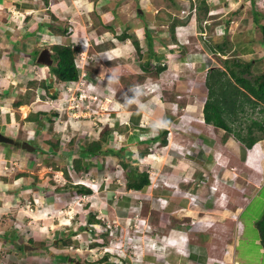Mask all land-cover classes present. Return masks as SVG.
I'll list each match as a JSON object with an SVG mask.
<instances>
[{"label":"crops","instance_id":"0c3cea01","mask_svg":"<svg viewBox=\"0 0 264 264\" xmlns=\"http://www.w3.org/2000/svg\"><path fill=\"white\" fill-rule=\"evenodd\" d=\"M133 1V3H137L136 6L140 4L139 0ZM153 1H155V6L149 8L151 12L142 11L137 7L139 12H143V14L138 13V16L143 15L142 17L144 18V13L163 15L161 14L162 7L167 9L168 12L166 13L171 12V16H173L174 12H172V8L178 5L177 3H179L181 7L183 5L186 6L185 9L181 8L183 12L182 15L179 16L180 18L177 15V19L180 20V22L174 30L175 39H172L170 31L168 30V24L167 28L155 31V35H153L152 31L146 26L143 28V35L146 41L148 38L147 35L153 38V40H151V48L154 47V57L159 61L163 60V63L160 62V65H164L165 67V69L157 73V79H155L154 82H158L161 88L162 79V81L165 80L164 84L166 85L165 87L162 86L161 89L155 88V90L153 87L149 90H141L140 86V90L135 91L134 94L129 89L132 100H128L130 96L127 97L124 91V96L122 98L112 101L114 108L117 105L118 107H116V110L112 109L111 121L108 119L107 124L105 122L102 124L108 128L119 129L120 132L125 128L129 129L128 132L131 135L129 140L125 138V135L121 134L118 145L125 147V153H128L131 159H134V155L136 154L143 166L148 163L150 164V162H154L153 166L150 165V168L154 169L155 167V170L156 168L158 170L160 167L162 172L165 173L163 177L165 178L164 181L159 178L157 179L159 183L158 186H152L150 184L145 189L139 191L125 189L127 193L140 192L150 196L151 193L154 192L156 195L155 202L157 211L163 208L165 210L164 212L169 213L184 210L185 212L183 214L179 213L176 215H179L183 222H185L186 217H189V219L192 218L191 220H193V222H190V226L186 228L188 231L184 230L183 234H185V231L186 233L189 231V233H205L209 228V225H207L209 223H206V221H213L211 217H214V213H208L206 211L212 209L211 196H202L203 191L207 192L205 183L208 180H205V176L209 175L208 173H211L216 167L227 165L229 162H227L228 157L226 156H222L224 159H219L222 154H226V151L222 149L221 143H219L218 140L219 131L215 130V128L219 127L206 123L203 120L202 108L206 95V85L203 84L200 75L203 74V70H206V68L213 66L220 67L221 64L220 60L217 61L215 59L216 57L213 58L211 55L209 60L211 63H209L208 60L204 63V58L202 56L203 52L201 50H205V47L202 45L201 39L197 33V30L201 31V28L196 24L192 25L194 21L189 19L193 16L197 18V14H199L193 11L195 0ZM35 2L37 1L21 0L17 2V4H19L17 7L18 13L21 15V19L25 21L24 24H28V29L23 33L8 28L0 30V136L12 139L11 142L0 141V264H84V262L95 264L97 259L94 258V256H81L77 258L76 256L73 257L66 254V250H68L66 249L67 246H70V249H76L87 245L93 249L91 243L94 240L88 239L86 233V230L91 231V228H88L91 224H87L88 226L85 225L82 222L83 219L80 217L77 221L72 219V215L79 211L78 208L82 209L83 207L86 209L84 203L87 204V202L78 204L74 203L73 199L78 198L80 202V199L92 195L93 191L97 193L99 191L98 194L101 198H106L109 202L117 200L118 211H122V207L125 206L126 202L122 200V197L115 198L114 191L118 187V180H108L106 178V175L109 174L106 167L108 166L109 170L115 169L116 167L113 163L109 162V159L106 161L108 155L102 154L97 156L100 160L99 162H95L97 164H93L94 168L91 167L89 170L86 169L87 174L90 170L100 168L98 171L103 175L101 176L102 178L98 180L100 182H97V187L92 190V193L81 194L76 192L75 187L66 186L67 178L60 168L53 169V166H58V164H55V162L49 160V158L58 159L59 154L52 150L50 151V149H42L45 144H47L46 140L45 142L43 141V143H45L43 147L35 143L36 141H42L41 135H44L45 139L49 137H46L47 129L43 120L46 115L37 114V111L46 112L47 109L44 107L45 102L41 100L42 96H44V90L41 87L35 90L32 89L28 81L34 79L39 81L44 77L41 71L37 70V68L40 67L33 65L34 63H30L32 58L30 54H32V52L25 50L21 51L20 42L17 41L14 45V41L11 40L12 36L20 37L26 31L34 29V26H36L38 22L40 27L44 24L42 23V18L38 16L35 17L33 22H30L33 15L29 13L36 8L37 3ZM66 2L68 1H55L57 4H55L56 7L53 6V8L55 7L63 13V10L66 11L68 7ZM128 2H131V0H121L119 8L122 9L127 5L125 8L127 9L129 6ZM205 2L206 6L205 4L203 6L206 8V15H201V17L205 20L203 22L207 24L202 23L203 28L206 29V25L212 24L214 20L219 19L215 25L209 29L210 34L207 36L213 37L214 40L220 37L221 41H223L225 37V39L230 41L229 45H232L231 47L237 54H240L242 57H245V55H251V57H253L249 59L252 61V66L258 65L256 63L263 64L261 59L264 56V44L262 43V34H259L261 31L258 27L260 24L264 25V17L259 14L260 18L256 24L252 17V8L254 4L257 10L260 9V12H263L264 5H261L264 3V0H244L243 2H239V0H205ZM60 3L63 4V8L59 6ZM76 3L79 5V0H77ZM143 3L145 5V0L142 1V4ZM232 4H234V6H232ZM146 5H148L147 2ZM210 15H214V18H211ZM159 18L162 20L160 16ZM186 20L187 23L185 22ZM39 26L34 30L33 36L22 37L25 45L30 39L36 41L37 38L40 37L38 36L39 33L36 34L37 31H40V33L43 31L38 30L40 29ZM161 26H164V22L162 21ZM189 27L190 29L188 30ZM191 27H193L194 32L193 30L191 31ZM146 29L149 33H147V35L145 32ZM54 35L56 38L60 35L63 36L62 34ZM223 35L225 36L222 37ZM119 41L118 39V42ZM206 42L207 41H204L205 45L207 44ZM153 44H155L156 48ZM48 45L46 44V47L43 48H47ZM35 46L32 45L30 48L27 46V50L35 48ZM184 47L186 49L185 53L180 54L181 56L178 55L179 58L177 61L172 62L171 59L174 55L171 58V53L181 52ZM165 50H167V52H164ZM190 50L193 51L189 53ZM261 50L263 52H261ZM16 54L19 55L17 58H14L13 56ZM188 54H191L192 58L188 56ZM223 55L225 54H220L221 57H223ZM189 60L194 63V70L181 71L182 69L180 70L177 68L180 65L184 67V65H186L185 62ZM166 64L168 65L166 66ZM43 68L46 71V66ZM138 68L140 67L138 66ZM33 70L37 72V76H31V71ZM138 71V74L144 73L142 68L138 69ZM188 72H192V78L194 77L193 80H196L193 81L192 84L183 77V74ZM151 81L153 82L152 77ZM118 84L122 91L123 88H127V86L123 85L124 83L118 82ZM30 90H34L36 95L30 97ZM159 90L161 91L159 92ZM163 90L165 94L162 93ZM18 100L22 101L20 102L21 104L18 103L15 105L14 102ZM23 106H25L24 109H22ZM25 110H27V113L25 112L24 114L23 112ZM28 116H30V118ZM191 116H195L194 120L189 118ZM177 122L178 126H175L172 130L170 125ZM35 127L37 130L34 133ZM159 128L167 130V143L165 144H161V138L158 132ZM98 129L99 128L94 132V136L98 135ZM151 132H153V135H151ZM148 134V143L141 144L142 141L147 139ZM31 137H33V139L35 138L36 141L34 142L33 139L31 141L28 140L29 138L31 139ZM54 137L57 138L55 133ZM229 138L227 137L226 141ZM22 141L28 142L33 148H31V150L23 148L21 145ZM104 143L111 146L109 136ZM104 143L103 145H105ZM260 143L264 144V138L255 142L250 148L244 146L242 148V154L245 150H247L248 154L253 147ZM141 145L149 146L150 149L146 151V156H142V159L139 156V152L142 150ZM150 145H156V148L151 149ZM163 147L168 148L167 150L170 151L166 154L164 153L161 157H154L156 151L158 149L162 150ZM151 151L152 154L154 153L153 156L148 154ZM178 152H181L182 156H180ZM242 154L240 153L241 157ZM48 155L51 156L49 157ZM237 156H239V154H237ZM229 160H231V158ZM130 162L131 164L134 163L132 160ZM48 171H52L53 174L55 172H61L63 176L61 177V175L58 176L57 174L51 176L47 174ZM232 173H235V171L233 170ZM74 174H70L73 184L81 183L90 185V182L95 180L94 177L89 175L84 179V177ZM213 176L215 175L213 174ZM225 177V181L232 182L233 176H231V174L230 176L225 174ZM61 178L65 180L64 186H62L63 184L61 185ZM202 179L204 182L198 183L199 180ZM150 181L152 182L151 178ZM150 191L151 193H149ZM186 192H195L205 202L206 207L199 210L200 212L198 214L188 212L190 211L188 210V199L184 197V193ZM159 198H165V206L162 207L159 204ZM31 199L33 202H31ZM106 207L107 208L103 210H109L107 212H111L110 205ZM114 211L119 215L122 214L117 210ZM85 213H87V211L84 212V216ZM111 213L108 214L111 215ZM159 214L163 217L165 213L160 212ZM50 215L54 217L53 221L50 220ZM183 222L181 224L185 225L186 222ZM196 223H199V225L202 224L201 227L195 228L197 226ZM17 226L18 228H15ZM185 227L187 226L185 225ZM116 229L118 230L117 227ZM30 236H32L34 240H32ZM49 236H51V239L48 242L45 238ZM62 236L68 241V245L63 243ZM96 244H98V242H96ZM183 246L184 244L182 245V249ZM202 248L201 242L187 244L184 247L186 250L184 255L186 254L187 257V259H184L185 264H218V261L214 260V258L209 261ZM232 250L233 247L229 249V252ZM108 253L105 255L103 253L102 256L104 255L108 258V255H111L110 252ZM65 256L69 257V263L64 260ZM102 256H99L97 260L98 263L100 261L101 263L102 261H111L109 258L100 260ZM142 257L146 260H153L154 258L152 252L150 254H143ZM121 260L124 259L121 258Z\"/></svg>","mask_w":264,"mask_h":264},{"label":"rangeland","instance_id":"374dc122","mask_svg":"<svg viewBox=\"0 0 264 264\" xmlns=\"http://www.w3.org/2000/svg\"><path fill=\"white\" fill-rule=\"evenodd\" d=\"M19 1L21 0H0V30L8 28L10 30H16V32L23 33L26 29H28V24H24L25 21L21 19V15H19L18 13V8L13 4L14 2ZM36 1V8L33 10L31 9L32 11L29 14L33 15L30 22H33L36 16L42 18L41 20L44 24L41 27L39 26L40 29L38 30L43 31H41V33L40 31L36 32V34L39 33V39H37L36 41L30 39L26 45L23 42L21 36H12L11 40L20 42L21 51L25 50L32 52V54H30L32 55L30 61L34 63V59L42 50L41 48L46 47V44L48 45L49 43H65L64 35H60L56 38V36L50 29L51 25L57 27L59 22H65L66 24H68V26H70V36L73 44L78 47L77 63L79 64V67L81 69L80 71L85 74L80 82H83V86L90 85L92 87H95L97 93L103 94L105 95V97H107V99L105 100L101 99V102L94 100L90 105H87L88 97H83L82 99V96L80 95L75 97L76 90L81 86V83H79L78 85L77 82L69 85L64 84V82L57 83L58 89L56 91L59 92V94H57L56 98H51L48 93H44V99H42V102H45L44 107H46L47 113L46 117L43 120L47 129L46 137H49L45 139V136L41 135V142L36 141L35 138L33 139V137H31V139L29 138L28 140L31 141L33 139V141H36L35 143L38 146L40 145V147L44 146L45 143H43V141L45 142L46 140L47 144H45L42 149L46 148L50 149V151L53 150L51 146L56 143L57 146L54 147V152H57L58 154L62 152L63 155L69 154L70 156L74 154L72 158H75V156H77V152L81 151L83 146H86L88 142L97 139L93 134L95 131H97V128L100 125V121L98 120V118H100L102 123H108V119L110 120L112 117V109L116 110V107H118L117 105L114 108L112 101L114 99L122 98L124 96V91L127 97L130 96L128 100H132L129 89H131L134 93L135 91L140 90V86L141 90H149L151 89V87H153L154 90L155 88L161 89L162 86L165 87V80L162 81L161 79V88L160 85H158V82H154V80L157 79V73H155V69H152V72L138 74V69H140L138 68V66H142V64L146 62L148 57L151 58L150 60L153 62V64H160V62L163 63V60L159 61L154 57V51L151 52L150 56L146 55L148 51L147 49L149 48L148 44L151 40H153V38L148 37L149 39L146 41L143 35V28L146 26L150 29V31H152V34L155 35V31L167 28L168 21H177V18L182 15L183 12L181 8L185 9L186 6L183 5L181 7L179 6V3H177L178 5L172 8V12H174L173 16H171V12L166 13L168 12L167 9L162 7L163 9L161 11V14L163 15H151L149 13H144L145 16L143 18V15L138 16V13L143 14L142 11L151 12L149 8L155 6V1L145 0L144 5V3L142 4L143 0H139L140 4L136 6L137 3H133L134 1L131 0V2H128L129 6L127 7V9H125L127 5L124 8L120 9L119 5L121 0H79V5L76 3L77 0H67L68 2L66 3L68 7L66 6V11L63 10V13L55 8V4H57L55 3V1L58 0H51L47 1L46 3L45 0ZM243 1L244 0H239V2ZM146 2L148 5H146ZM203 2L206 6L205 0ZM197 4H200V0H195L194 7ZM263 5L264 3L261 6ZM53 6L55 7L53 8ZM232 6H234V4H232ZM137 7L142 11L139 12L137 10ZM48 9H53L54 13L59 18H51L49 15L50 11H48ZM198 9V7H195L193 11H195V13L197 14L200 10ZM261 13H264V11ZM159 16L162 18V20H160ZM210 17L214 18V15H210ZM189 19L191 21H194V23L192 22V25L196 24L201 28V31L197 30V33L199 35V38L201 39L202 45L205 47V50H201L203 52V58L207 57V55H211V57L213 58L217 57L216 55H214L210 47H208L207 44L205 45L204 41H207V43L209 44H215L221 41L220 37L214 40L213 37L207 36L210 34L209 29L212 28L219 19L214 20L212 24L210 23L209 25H206V29L203 28L202 23H207L203 22L205 20H203L201 16L197 15V18L193 16ZM161 21L164 22V26H161ZM100 22H102V24ZM185 22L187 23V20ZM191 28L192 31L193 27ZM258 28L260 30V27ZM189 29L190 27L188 28V30ZM123 32H126L128 37H126L124 41L118 42L117 35ZM259 34L262 33L260 32ZM224 36L225 35H223L222 37ZM135 40L138 42V46L141 51L136 50L134 44ZM162 40L165 41L164 39ZM154 43L157 44L156 42ZM155 44L153 45L155 46ZM32 45H36V54H34L35 48L34 50L33 48L27 50V46L28 48H30V46L32 47ZM171 45L175 46L174 44ZM231 46L232 45L225 46V55H223V57H237L242 60H249L250 58H253L251 57V55H245V57L240 56V54H237ZM111 47H114L116 51ZM47 48H50V45H48ZM153 48L154 47H152L151 49L153 50ZM182 49L183 50H181V52L185 53V47ZM192 51L193 50H190V52H188L191 53ZM164 52H167V50H165ZM261 52L263 51L261 50ZM18 55L19 54H16L13 57L17 58ZM178 55H180V51L174 52V54L171 53V58L173 56V58L171 59L172 62L177 61V59L179 58ZM188 56L191 57V54H188ZM51 58V64L54 65L55 55L53 54V52L51 53ZM215 59L219 61L217 58ZM261 60L263 61V64L256 63L258 65L251 67L252 72L258 74L259 72L264 71V56ZM185 64L186 65H184V67L183 65H180L177 68L180 70L182 69L181 71L194 70V63H192L191 60L185 62ZM167 65L168 64H166V66ZM39 67L40 68H37V70L41 71V73L44 74L45 69L42 66ZM35 75L37 76V73L34 72V70L31 71V76ZM192 76V72L183 74L185 80H187L190 84H192L193 81H196L193 80L194 77L192 78ZM200 76L203 79V74H201ZM151 77L153 82L151 81ZM118 82L124 83L123 85L127 86V88H123L122 91L121 87H119ZM144 83H147L148 85ZM53 88L56 89V86H53ZM160 91L161 90H159V92ZM162 93H164V90ZM88 94H95V92H87L85 93V96H87ZM25 112L27 113V110H25L23 113L25 114ZM246 114L254 119H258L259 116H264V112H259L258 109H256L255 112H246ZM194 117L195 116H191L189 118L191 120H194ZM92 122L94 123L92 124ZM175 126H178V122L170 125L172 130ZM36 130L37 129L35 127L34 133ZM128 130L129 129L125 128L122 132H120L119 129H112L109 135L111 147H118V142H120L119 140L121 134L125 135V138L129 140L131 135L129 134ZM215 130L219 131L218 140L219 143H221L222 149L226 151V154L228 153L227 155L222 154L219 159H224L222 156H226L228 157L227 162H229V164H227L226 162L227 165L216 167L215 170H212L211 173H208L209 175L205 176V180H208L205 183V189L207 190V192L203 191L202 196H211L210 200L212 209L207 208L210 210L206 211L208 213H214V217H211L213 218V221H206V223H209L207 224L209 225L207 232L200 233V235L198 234V232L189 233V231L188 233H186L185 231V234H183V228L185 227V225L187 226L186 228L190 226L192 218L189 219V217H186V224L182 225L181 223L183 221L182 219H180L181 217L176 214H183L185 212L184 210L169 213L164 212L165 210L163 208L157 211L155 202L156 195L154 192L151 193L150 191V196H147L144 193L142 194L140 192L127 193V190H125L128 189L125 187L126 170L121 165L119 166L118 157L108 155L106 161L107 159H109V162L113 163V165H115L116 167L112 170H109L108 166L106 167V169L109 171V174L106 175V178L108 180H118V187L114 191L115 198L117 199L119 197H122V200L125 201L126 204L124 207H122V211H118V203H116L117 200L109 202L106 198H101V196L98 194L99 191L98 193L96 191H93L92 195L80 199V202L78 198L73 199L74 203L78 204H81V202H87V204L84 203L86 209H84L83 207L82 209L78 208L79 211L72 215L73 220L77 221V219L80 217L83 219L82 222L87 225V215H89V213H92L91 219L93 220V223L90 226H93L91 227V231L93 232L94 230V232L92 233L91 231L86 230V233L88 235V239L94 240L91 243L93 249L90 246L88 247L87 245L76 249H70V246H67L66 249L68 250H66V254H69L73 257L76 256L77 258H80L81 256H94V258L98 260L99 256H102L103 253L105 255L110 252L111 255H108V258L111 261H102V263L100 261L98 263L96 260L95 264H158L156 261L146 260L144 259V257H142L143 254H150L152 252L155 255H159L157 257V260H160L163 257L164 262L168 264H185L184 259H187V257L186 254L184 255V253L186 252L184 247L187 244L201 242L203 246V252L205 253V256H207L209 261L214 258V260L218 261V264H230L231 258L233 257L232 259L235 260L236 264H264V251L261 247L259 233L255 225V221L259 217H261L264 209V185L263 187L261 186L259 193H257L256 190H254L255 193H251L253 189L258 188L261 184L264 183V144L260 143L253 147L248 154L247 150H245L242 154V148L244 147V145L239 143L232 134L227 133L220 128H215ZM54 133L57 135V138L54 137ZM151 135H153V132H151ZM148 137L149 134L147 136V139L142 141L141 144H147ZM227 137L230 138L226 141ZM104 146L106 147V144L103 145V147ZM150 146L151 149L156 148V145ZM146 148L149 149V146H142L141 151H144ZM167 149L168 148L163 147L162 150L158 149L155 155L154 153L152 154V151L148 154H151L152 156L154 155V157L156 158L159 156L161 157L164 153L166 154L170 151H168ZM240 153L242 154V157L240 156ZM178 154L182 156L181 152H178ZM237 154H239V156H237ZM48 156L50 157L51 155ZM126 157L129 161L132 160L134 162L132 165L138 166L140 170L147 169L149 171V177L152 180V186L159 185L157 181L158 178L162 181L165 180V178H163L165 176V173L162 172L160 167L158 168V170L157 168L155 170V167L154 169L150 168V165L153 166L154 162H150V164L148 163L147 165L143 166L141 160H138V156L136 154L134 155V159H131V156ZM72 158H69L67 161V158L65 156L59 155L58 159L49 158V160H52L53 162H55V164H58V168L63 169L65 165L71 162ZM230 158L231 160H229ZM94 159L88 156L86 160L88 164H97L95 162H99L100 160L99 157ZM54 168L55 167L53 166V169ZM229 169H233L236 174L232 173L233 170ZM98 170H100V168L90 170V172L87 174V170L82 171L79 174H74L72 169H70L69 171H71V174L84 177V179H86L87 175L94 177L95 180L90 182V187L96 188L97 182H100L98 180H100L102 178L101 176L103 175L101 172L99 173ZM47 174L51 176H53L54 174H57L58 176L61 175V177L63 176L61 172H55L53 174L52 171H48ZM213 174L215 176H213ZM225 174H227L228 176H230L231 174V176H233L232 182L224 180L226 179ZM122 176H124L125 178ZM60 182L61 185L63 184L62 186H64L65 180L61 178ZM249 193L251 200L248 197ZM184 197L188 199V210H190L188 211L189 213L191 212L192 214H198L200 212L199 210H202L203 207H206L205 202L195 192H186L184 193ZM31 202H33L32 199ZM159 203L163 207L166 205V200L162 198L161 200H159ZM107 205H110L112 213L107 212L109 210H103L104 208H107ZM114 210H117L122 214L119 215ZM85 211H87V213H85L84 216ZM160 212L165 213L163 214V217H161V215L159 214ZM108 213H111V215ZM49 218L52 221L54 220V217L52 215H50ZM158 219L161 220V223H158ZM180 225H182L181 227L183 228L179 227ZM201 225L202 224L199 225L198 223L197 226L195 225V228L201 227ZM116 227L118 228V230L116 229ZM171 227L181 228V231L183 232H179V235L176 238L172 237L168 233L169 231H171L169 229ZM15 228H18V226ZM30 237L32 240H34L32 236ZM62 238L65 239L63 236ZM45 239L49 242L51 236L46 237ZM95 242H98V244H96ZM183 244L184 246L182 249ZM232 247L233 250L229 252V249H231ZM122 257H124V260H121ZM102 258L100 260H102ZM67 259L66 262L69 263V257H67ZM84 264L88 263L84 262Z\"/></svg>","mask_w":264,"mask_h":264},{"label":"trees","instance_id":"16d2710c","mask_svg":"<svg viewBox=\"0 0 264 264\" xmlns=\"http://www.w3.org/2000/svg\"><path fill=\"white\" fill-rule=\"evenodd\" d=\"M47 1L48 0H45V3ZM203 1L204 0H200V4H197L195 6L200 9H198V16L206 15V8L203 6L205 3ZM13 4L16 7L19 6L17 2H14ZM59 6L62 8L64 7L61 3L59 4ZM48 11H50L49 15L51 18H59L52 9H48ZM259 14L264 17V13H261L260 10H257V7L253 4L252 17L256 24L258 23V19L260 18ZM179 21L180 20L177 19V21L173 20L168 23V30L170 31L172 39H175L174 30L176 26H178ZM62 22H59L57 27L54 25H51L50 27L51 31L54 34H62L66 37V40L65 43H52L50 45V49H52L53 54L55 55V64L50 65L49 70L50 74L53 75L56 80L65 83L71 80H77L79 76V64L77 63L78 47L75 46L71 40L69 30L70 26H68V24H66L65 22ZM100 23L102 24V22ZM39 25L40 24L38 22L37 25L34 26V29L26 31L21 35V37L33 36L35 32L34 30L37 29ZM259 27L262 33V41L264 43V25L260 24ZM145 32L147 35V29L145 30ZM126 37H128L126 32L117 35V38L120 41L124 40ZM147 37L150 36L147 35ZM148 39L149 38H147V40ZM229 42L230 41L228 39H225V37L223 41L217 42L215 44H209L206 42L208 44V47H210V49L213 51L214 55L217 56L216 58L220 60L221 67H210L206 72V99L202 108L203 120L206 123L212 124L223 129L225 132L232 134L242 145H244L246 148H250L255 142L264 138V116H259L258 119H254L246 114V112H255L256 109H258L259 112H264V71L259 72L258 74L252 72L251 60H242L237 57H221L220 54H225L224 48L225 46L230 44ZM16 43L17 41H14L13 44L15 45ZM134 44L136 50H140L138 42L136 40ZM148 45L149 48L147 49V55L150 56L151 52H153V50L151 49V41ZM36 52L37 51L35 48L34 54H36ZM180 54L184 53L180 52ZM150 59L151 58L148 57L146 62L142 64V66L140 65V68H142L144 73L152 72V69H155V73H159L160 71L165 69L164 65L153 64ZM34 60H36V58ZM28 84L32 89L38 87L44 88L46 93H48L51 98L57 97L56 92H49V87L52 85V83L46 84L45 80L42 79L39 81L29 80ZM29 96H35L34 90L29 91ZM20 102L22 101L18 100L14 103L16 105ZM46 113L47 112L37 111V114L46 115ZM28 117L30 118V116ZM98 128V135L96 136L97 139L92 140L88 142L86 146H83L81 151L77 152V156H75V158H72L74 154L70 156L69 154L63 155L62 152L59 153L60 156H65L67 158V161L69 158H72L71 162H68L69 164L65 165L63 169L61 168L63 174L67 178L66 186L75 187L76 192L81 194L92 193V189L84 184H73L70 176L71 171L69 170L72 169L74 173L79 174L86 169L89 170L91 167L94 168V165L88 164L86 159L88 158V156L94 159L102 154L116 156L119 158L118 162L126 170V188L139 191L145 189L150 184L152 185L149 177V171L147 169L140 170L139 167L132 165L126 157L130 155L128 153H125V147L118 145V147L116 148L115 146L111 147L106 145V147L104 148L102 146L103 143L107 141V137L109 136L112 128H108L105 125H102V123ZM158 132L160 134L159 136L161 138V144H165L167 142V130L159 128ZM55 146H57L56 143L51 146L53 149L52 151H55ZM147 150L149 149L146 148L144 151L139 152V156L141 159L142 156H146L145 154ZM54 167V169H59L57 165H54ZM263 185L264 183L261 184L258 188L253 189L251 193H253L254 190L259 193V190L261 189V186L263 187ZM248 197L250 198V193L248 194ZM91 216V213L87 215L86 222L88 224L93 223ZM158 223H161V220H159ZM255 225L259 233L261 247L264 251V209L261 217H259L255 221ZM179 227H181V225ZM171 228L169 235L172 237H177L179 235V232H183L181 231L182 227ZM183 229L186 230V227H184ZM62 241L64 244H68V241H66L65 239H62ZM67 257L68 256H65V260L67 259ZM102 259H106V256H103Z\"/></svg>","mask_w":264,"mask_h":264},{"label":"clouds","instance_id":"9594fccd","mask_svg":"<svg viewBox=\"0 0 264 264\" xmlns=\"http://www.w3.org/2000/svg\"><path fill=\"white\" fill-rule=\"evenodd\" d=\"M52 43H50L49 45H51ZM42 49H44V48H42ZM49 50H50V57H51V53L53 52L52 51V49H50V48H48ZM32 57V56H31ZM37 58V57H36ZM223 58H225V57H223ZM206 60H208V62L209 63H211V61H209L210 60V55H207V57L206 58H204V63H206L207 61ZM186 62H188V61H186ZM30 63H33V62H30ZM33 65H36V66H42V67H45L46 66V71L44 70V74H42V76L44 77L43 78V80H45V82H46V84H50V83H52V85L49 87V91H50V93H53V92H56V94H59V92H57L56 90L58 89L57 88V83H60V81H58V80H56L55 78H53V75H51L50 74V70H49V66L50 65H46V64H42V63H39V62H37L36 60H35V62H34V64ZM52 65V64H51ZM213 67H219V66H213ZM220 67H221V65H220ZM206 68V67H205ZM208 69L209 68H206V70H203V79H202V82H203V84H205V75H206V72L208 71ZM81 69H80V67L78 66V73H79V76H78V78H77V80H71V81H69V82H65L64 84H67V85H69V84H73V83H78V85H79V82H80V80L84 77L82 74H81V71H80ZM34 72H35V70H34ZM37 73V72H36ZM41 76V77H42ZM35 80V79H34ZM42 80V79H41ZM53 82H54V84H53ZM53 86H56V89L55 88H53ZM35 89H37V88H34V90ZM43 90H44V93L46 92L45 91V89L44 88H42ZM54 91H53V90ZM79 89V88H78ZM76 90V94H78L79 93V90ZM130 91L132 92V90L130 89ZM68 93V92H67ZM67 93H65V94H67ZM133 93V92H132ZM134 94V93H133ZM35 95H36V93H35ZM42 99H44L43 98V96H42V98H41V100ZM101 99H103V100H105V99H107V97H105V95H103V94H98V99H97V101L98 102H101ZM205 99H206V95H205ZM102 100V101H103ZM205 101V100H204ZM98 120L100 121V124L102 123V121L100 120V118H98ZM94 123V122H93ZM92 123V124H93ZM214 181H215V179H214ZM87 184V183H86ZM86 186H88V187H90V185H86ZM92 190H94V188L93 187H90ZM96 190V189H95ZM162 198H159V200H161ZM163 199H165V198H163ZM160 204V203H159ZM192 222H193V220H192ZM192 224V223H191ZM242 226H243V224H242ZM90 228H91V226H89ZM242 230H243V227H242ZM155 244V243H154ZM152 255L154 256V258H153V260L152 261H156L157 263H162V264H168V263H166V262H164V260H163V257L160 259V260H157V257L159 256V255H155L154 253H152ZM123 259H124V257H122ZM233 258V257H232ZM163 260V261H162ZM145 264H147V263H145ZM230 264H236V262H235V260L234 259H232L231 260V263Z\"/></svg>","mask_w":264,"mask_h":264},{"label":"water","instance_id":"95a60500","mask_svg":"<svg viewBox=\"0 0 264 264\" xmlns=\"http://www.w3.org/2000/svg\"><path fill=\"white\" fill-rule=\"evenodd\" d=\"M36 61L39 62V63H42V64L50 65L52 63V58L50 57V50L48 48L42 49L38 53ZM0 141L11 142L12 139H10L8 137L0 136ZM21 145H22L23 148H26V149H29V150H31V148H33V146H31L26 141H22Z\"/></svg>","mask_w":264,"mask_h":264},{"label":"built area","instance_id":"2783aa9c","mask_svg":"<svg viewBox=\"0 0 264 264\" xmlns=\"http://www.w3.org/2000/svg\"><path fill=\"white\" fill-rule=\"evenodd\" d=\"M81 73H82V71H81ZM82 75L84 76L85 74L84 73H82ZM79 83H81V86H80V88L78 89L79 90V93L76 95L75 94V97H77L78 95H80V96H82L81 97V99L84 97H88V104L87 105H90L94 100H97L98 99V94H100V93H97L96 92V90H95V87H92V86H90V85H86V86H83V82L81 81V82H79ZM87 92H89V93H92V92H95V94H88L87 96H85V93H87ZM202 182H204V180L202 179V180H199V182L198 183H202ZM89 229H90V227H88Z\"/></svg>","mask_w":264,"mask_h":264},{"label":"bare ground","instance_id":"6f19581e","mask_svg":"<svg viewBox=\"0 0 264 264\" xmlns=\"http://www.w3.org/2000/svg\"><path fill=\"white\" fill-rule=\"evenodd\" d=\"M25 107H22V109H24ZM3 225V224H2ZM7 252V251H6Z\"/></svg>","mask_w":264,"mask_h":264}]
</instances>
